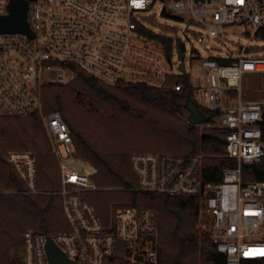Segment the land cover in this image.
Here are the masks:
<instances>
[{"label": "built area", "instance_id": "1", "mask_svg": "<svg viewBox=\"0 0 264 264\" xmlns=\"http://www.w3.org/2000/svg\"><path fill=\"white\" fill-rule=\"evenodd\" d=\"M8 3L0 0V16L8 14ZM155 6L177 20H181L177 15L186 14V33L200 45L207 38L222 39L225 28L245 26L254 39L264 27V0H32L26 21L33 36L0 33V116L41 119L59 167L60 189L54 194L61 198L68 225L66 232L26 231L22 264H51L46 250L49 239L71 264H159L155 212L120 205L101 217L86 198L98 189L93 180L96 168L77 154L61 114L45 113L43 105L45 86L71 83L78 73L110 86L133 82L130 44L142 39L141 26L153 23ZM205 50L211 47L206 45ZM217 59L233 62L221 65ZM198 60L208 80L200 103L219 113L196 126L224 130L223 156L237 165L208 181L203 174L205 154L134 153L130 166L136 190L198 198L199 208L211 222L210 239L225 264L263 260L264 180H246L242 169L264 162V101L239 97L227 104L226 100L231 91L240 96L246 74H264V56L209 55ZM6 161L27 190L36 194L34 153L12 150Z\"/></svg>", "mask_w": 264, "mask_h": 264}, {"label": "trees", "instance_id": "2", "mask_svg": "<svg viewBox=\"0 0 264 264\" xmlns=\"http://www.w3.org/2000/svg\"><path fill=\"white\" fill-rule=\"evenodd\" d=\"M138 33L142 38L159 44L166 59L170 60L175 46L171 36L156 34L143 26ZM256 38L264 42V27L256 33ZM175 48L179 53H185L182 44L176 43ZM217 62L228 65L233 60L217 59ZM176 83L182 84L179 90L172 87ZM65 92L70 94L69 102ZM189 100H193L198 110L210 120L219 113L218 110L206 109L192 97V85L184 73L178 77L169 76L161 87L145 83L110 86L93 76L78 73L71 83L51 84L43 88L44 112L58 111L61 114L70 129L77 154L97 170L93 180L98 189L89 192L86 198L101 217L120 205L152 210L159 228V264H225V258L217 252L210 235L199 232L195 226L199 199L136 190L137 179L130 166L133 152L163 154L179 151L185 156L205 154L204 177L215 181L222 169L237 165L235 160L223 156L224 130L205 128L199 132L195 125L189 123L175 125L174 114L177 111L188 112L186 104ZM102 103L110 107L111 112L101 107ZM74 111L101 113L102 129L109 125L115 127L110 121L119 113H127L133 121L129 125L121 124L119 129L116 128L117 133L101 134L93 143L86 129L73 119ZM101 142L113 144L105 146ZM11 149L34 153L40 193L30 194L10 168L6 156ZM242 173L246 180L263 181L264 162L250 168L243 167ZM59 189L58 163L51 153L41 119L37 115L0 116V264H22V256H12L11 252L21 247L19 253H22L24 241L21 234L26 230L68 231L61 198L54 194ZM242 264H264V259L246 260Z\"/></svg>", "mask_w": 264, "mask_h": 264}, {"label": "rangeland", "instance_id": "3", "mask_svg": "<svg viewBox=\"0 0 264 264\" xmlns=\"http://www.w3.org/2000/svg\"><path fill=\"white\" fill-rule=\"evenodd\" d=\"M153 14L155 15L154 21L153 23L150 22L148 24V28L156 34H163L166 36H171L173 38L175 46L172 51V58L169 61L166 59V57L164 56L163 48L159 44L144 38L134 39L130 44L129 57V65L131 70L130 78H132L133 82L131 83L133 84L145 83L149 86L161 87L167 82L169 76L178 77L180 75L177 70L178 50L175 47L176 43H180L185 48L184 63L186 72L184 74H186L190 79L192 85V97L201 102L202 89L207 85L208 80L205 73L198 66L199 58H206L209 55L225 58L228 56L237 57L241 54H246L249 56H264V42L258 40L256 37H254V39H251V37L249 36L252 34V31L245 26L238 25L229 29L225 28L223 30L222 39L219 40L214 38H207L204 43L200 45L196 43L192 34L184 32L186 14L177 15L181 19L177 20L173 18L176 15L172 14V18L167 17L162 14V7L156 6L155 8H153ZM190 29L191 31H194V27ZM199 31L203 32L202 30ZM246 32L249 33L246 34ZM206 45H209L211 47V50H205ZM190 52H192V55L190 54ZM177 85L182 86L181 83H176L173 84V89H175V86ZM64 94L65 98L69 102L71 98L70 94L67 92H65ZM239 97H241V100L243 101H264V74H246L241 82L240 96L238 92H236L235 94L229 93V98H227L226 103L234 104L235 98ZM101 107L105 108L106 111L109 110L111 112V108L107 107L105 104L102 103ZM100 114L101 113L96 112H72L73 119L76 120L79 125L83 126L86 129V133L93 143H96V139H99L101 137V134H112V131L117 133V129H119L121 124L127 123V125H129L133 121L132 118L127 115V113H119L116 114V119L110 121L115 127L109 125V127L105 128V124H103L105 129H102L100 128ZM174 116V123L176 126H181L185 123H188V112L186 110L182 112L177 111ZM196 129L199 132H203L205 130L204 127L199 126H196ZM101 143L102 145H105V142ZM111 144L113 143L108 142V144L105 146H110ZM171 153L179 154V151H172ZM132 154H134V152ZM79 156L82 157L80 154ZM40 190L41 189H37V193H40ZM108 190L111 189L108 188ZM210 223L211 222L209 217L205 214L204 211L201 210V208H199L198 218L195 222L196 228L199 230V232H206L209 234ZM23 234H21V237H23ZM20 248L13 249L11 252L12 256L21 255V253H19V250H21Z\"/></svg>", "mask_w": 264, "mask_h": 264}, {"label": "water", "instance_id": "4", "mask_svg": "<svg viewBox=\"0 0 264 264\" xmlns=\"http://www.w3.org/2000/svg\"><path fill=\"white\" fill-rule=\"evenodd\" d=\"M32 0H9L7 11L8 14L0 16V33H22L30 37L33 36L30 31L27 21V8L29 2ZM192 20H189L190 25ZM188 28H185V32ZM177 60L179 62L177 70L180 73H185V63L183 54H177ZM188 110L187 121L191 125H201L207 123L210 119L208 116L203 115L196 105L192 101H188L186 104ZM48 258L51 264H71L64 255L55 247L52 241L49 239L46 245Z\"/></svg>", "mask_w": 264, "mask_h": 264}]
</instances>
